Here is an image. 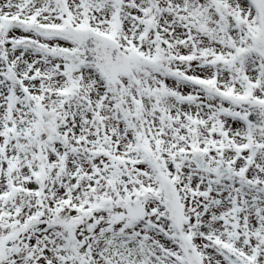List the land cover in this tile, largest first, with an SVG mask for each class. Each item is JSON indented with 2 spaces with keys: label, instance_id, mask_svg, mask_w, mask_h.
Instances as JSON below:
<instances>
[{
  "label": "snow or ice",
  "instance_id": "1",
  "mask_svg": "<svg viewBox=\"0 0 264 264\" xmlns=\"http://www.w3.org/2000/svg\"><path fill=\"white\" fill-rule=\"evenodd\" d=\"M0 264H264V0H0Z\"/></svg>",
  "mask_w": 264,
  "mask_h": 264
}]
</instances>
